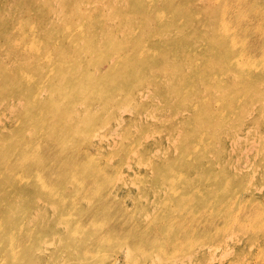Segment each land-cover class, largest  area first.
<instances>
[{
    "label": "rangeland",
    "instance_id": "rangeland-1",
    "mask_svg": "<svg viewBox=\"0 0 264 264\" xmlns=\"http://www.w3.org/2000/svg\"><path fill=\"white\" fill-rule=\"evenodd\" d=\"M135 1L0 0V264H264V0Z\"/></svg>",
    "mask_w": 264,
    "mask_h": 264
},
{
    "label": "bare ground",
    "instance_id": "bare-ground-1",
    "mask_svg": "<svg viewBox=\"0 0 264 264\" xmlns=\"http://www.w3.org/2000/svg\"><path fill=\"white\" fill-rule=\"evenodd\" d=\"M132 4V6L133 7H139L141 4L140 3H138L137 1H135V0H133V2L131 3ZM165 13H167V14H170V15H174V16H178L180 13H181V11L180 10H171V9H167L166 11H164ZM217 29H218V26L216 27ZM216 38V37H215ZM215 38L213 37L212 38V40H213V42L217 45V46H222V43H220V42H218V41H216L215 40ZM234 45H236V44H234ZM225 46V45H224ZM228 50H230L229 48H227V50H226V52L228 51ZM71 175L72 176H76L77 175V172H75V171H73V172H71ZM161 175H163L165 178L167 177H170V176H172V172L169 170H164V171H162V173H161ZM179 196H177V198L175 199L176 200V202H177V204H182L183 202H184V196L185 195H197V193H194V192H192V190H190V189H185L183 192H181L180 194H178ZM73 244V243H72ZM6 253H9L10 255H11V253H10V250L9 249H3ZM27 250H30V249H27ZM25 251V252H23V255L22 256H24V257H28L29 256V251ZM9 264H11V262L9 263Z\"/></svg>",
    "mask_w": 264,
    "mask_h": 264
}]
</instances>
